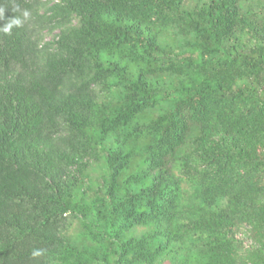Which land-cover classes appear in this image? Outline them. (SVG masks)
Listing matches in <instances>:
<instances>
[{"label": "trees", "instance_id": "obj_1", "mask_svg": "<svg viewBox=\"0 0 264 264\" xmlns=\"http://www.w3.org/2000/svg\"><path fill=\"white\" fill-rule=\"evenodd\" d=\"M25 9L0 264H264V0H0Z\"/></svg>", "mask_w": 264, "mask_h": 264}, {"label": "clouds", "instance_id": "obj_2", "mask_svg": "<svg viewBox=\"0 0 264 264\" xmlns=\"http://www.w3.org/2000/svg\"><path fill=\"white\" fill-rule=\"evenodd\" d=\"M30 18L29 10L25 9L22 12V16H6L4 10H0V33L3 35L10 36L12 34L13 28L23 27L24 23ZM40 255L39 251L33 253V256Z\"/></svg>", "mask_w": 264, "mask_h": 264}]
</instances>
